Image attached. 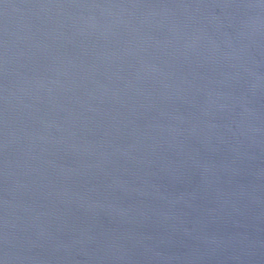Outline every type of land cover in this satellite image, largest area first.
<instances>
[{"label": "water", "instance_id": "95a60500", "mask_svg": "<svg viewBox=\"0 0 264 264\" xmlns=\"http://www.w3.org/2000/svg\"><path fill=\"white\" fill-rule=\"evenodd\" d=\"M0 264H264V0H0Z\"/></svg>", "mask_w": 264, "mask_h": 264}]
</instances>
